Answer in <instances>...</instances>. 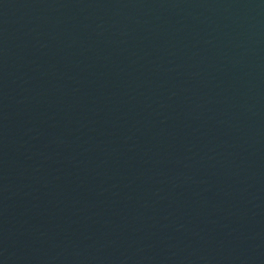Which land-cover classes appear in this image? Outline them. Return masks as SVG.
<instances>
[{"label":"water","instance_id":"95a60500","mask_svg":"<svg viewBox=\"0 0 264 264\" xmlns=\"http://www.w3.org/2000/svg\"><path fill=\"white\" fill-rule=\"evenodd\" d=\"M0 264H264V0H0Z\"/></svg>","mask_w":264,"mask_h":264}]
</instances>
